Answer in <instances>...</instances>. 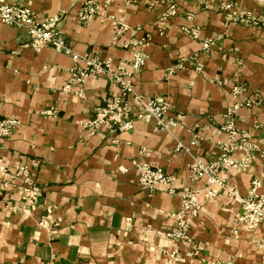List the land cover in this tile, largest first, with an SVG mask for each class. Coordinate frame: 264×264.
I'll use <instances>...</instances> for the list:
<instances>
[{"label":"crops","instance_id":"1","mask_svg":"<svg viewBox=\"0 0 264 264\" xmlns=\"http://www.w3.org/2000/svg\"><path fill=\"white\" fill-rule=\"evenodd\" d=\"M239 6L264 14V4L234 0ZM40 15L66 12L61 36L80 54L98 53L115 67L130 57L124 41L111 43L113 28L95 18L82 23L78 0H27ZM125 10L137 37L149 35L141 49L147 55L143 69L133 77L135 88L147 98H163L170 115L181 120L161 130L154 119L138 118L131 130L100 127L94 133L84 125L94 109L117 89L104 76L92 75L84 96L66 89L72 67L84 66L70 54L50 45L33 49L27 32L0 20V119L21 120L11 136L0 140V162L8 167L30 163L40 187L35 202L27 205L20 180L0 172V264H43L52 256L58 264H165V232L175 222L168 211L182 204V191L154 193L139 186L134 159L160 165L184 188L207 186L206 178L191 180L190 164L196 159L215 162L221 145L232 140L223 125L229 110L245 99L253 106L236 110V125L256 141L264 125V31L254 25L230 23L215 6L199 7L181 0L180 12L161 33L158 25L164 6L147 9L144 2L125 5L114 0L110 10ZM190 16V17H188ZM189 27L195 34H187ZM212 46L203 49V42ZM184 66L169 69L182 59ZM196 63L201 68L197 69ZM242 92L235 95L234 88ZM240 134L235 137L239 141ZM195 140V144L191 142ZM178 143L190 151L176 150ZM144 149L148 155H141ZM233 153L235 159L244 157ZM121 168H128L122 171ZM229 187L247 195L254 178L264 192V159L257 157L243 171L222 173ZM201 210L190 228L191 240L181 244L178 264H213L231 257L236 264H264V224L234 233V215L240 204L223 190L215 200L200 196ZM47 220L41 227L38 221ZM262 242V243H261ZM199 246L200 250L193 247Z\"/></svg>","mask_w":264,"mask_h":264},{"label":"built area","instance_id":"2","mask_svg":"<svg viewBox=\"0 0 264 264\" xmlns=\"http://www.w3.org/2000/svg\"><path fill=\"white\" fill-rule=\"evenodd\" d=\"M114 0H78L79 10L78 18L82 23H89L95 18L101 22H109L113 28L111 43L116 45L119 39L128 31L131 32V37L124 41V47L130 50L131 55L121 64L115 67L111 58L102 59L98 53L95 54H80L73 50L61 36V24L66 19V12H60L53 15H40L33 10L27 0H0V20L4 23L23 28L29 37V46L33 49H39L43 46L50 45L57 51L70 54L72 58L78 62L83 60L84 66L75 64L72 67V79L66 85V89H75V93L79 96H84V84L86 79L92 75L107 77L113 86L117 89L116 92L108 95L104 99V104L96 107L93 112V117L89 122L84 123L91 133H94L102 126L109 128L118 127L123 130H131L134 127V121L138 118L154 119L161 130H170L176 126L180 120V115L170 116L168 112L171 108L170 102L163 98H147L143 93L135 88L133 77L140 72L146 64L147 55L142 46L148 45L151 42L149 35L137 37V32L141 26H132L125 19V10L120 9L118 12L110 10L111 3ZM125 5L144 2L147 9H153L156 6H164L161 16L158 20L161 33L170 25L173 17L180 12L181 0H123ZM199 7L208 9L215 6L225 12V17L228 22L242 24L246 26L254 25L264 31V14L255 15L252 11L246 10L239 6L234 0H195ZM190 17V16H188ZM183 31L187 34H195V31L189 27H184ZM212 40L203 42V49L208 50L212 46ZM185 59L183 58L177 64H174L169 69V73H173L176 67L184 66ZM200 69V63L195 66ZM239 87L234 88L235 95L241 93ZM252 100L246 99L241 103L235 104L228 112L227 119L223 126L230 138L237 135L236 125V110L241 106H250ZM21 120L18 118L7 117L0 119V139L13 135L21 126ZM263 135L259 142L251 144L246 142L248 133H245L243 142L237 145L232 140L221 145L223 153L221 158L215 162H205L202 159L196 158L190 164L191 180L199 181L206 178L207 186L199 189H185L183 193V203L180 209L171 212V215L177 219L178 226L168 234L172 240H185L189 237L188 227L190 217L197 216L200 211L198 197L201 192L206 193L207 197L214 198L219 195V191L223 189L232 197H235L242 203L241 210L237 213L238 223L247 229L256 228L264 223V193H256V188L259 185L258 181L253 182L251 196L248 198L241 197L236 190L229 187L225 176L222 175L228 168H237L239 171L245 169L248 165L249 158L241 160L233 159L231 152L236 148L245 150L254 149L260 150V144L264 145V125L258 124ZM193 140L191 144H195ZM184 149L190 151V146L184 143H179L177 150ZM141 155H148L144 149L140 151ZM261 155L264 157V150ZM133 166L140 170L139 183L140 185L154 192L158 185H161L163 191L169 194H174L177 191L172 186L175 180L174 176L165 172L160 165H155L139 158L133 160ZM37 165L35 160L30 163L15 164L13 167H8L0 162V172L3 175H8L9 180H20L19 190L22 200L27 205L35 202V199L40 192V187L37 185L35 173L32 166ZM170 214V213H169ZM39 226L46 227L47 220L42 219L38 222ZM176 246V243L173 242ZM178 246L170 253L171 256L165 261V264H175L179 253ZM231 260V259H230ZM219 263L222 264V262ZM224 263V261H223ZM45 264H56V261L49 259ZM227 264H233L232 260Z\"/></svg>","mask_w":264,"mask_h":264},{"label":"rangeland","instance_id":"3","mask_svg":"<svg viewBox=\"0 0 264 264\" xmlns=\"http://www.w3.org/2000/svg\"><path fill=\"white\" fill-rule=\"evenodd\" d=\"M253 1H255V2H260V3H263L264 4V0H253ZM247 10V9H246ZM250 11V10H249ZM253 12V11H252ZM254 13V12H253ZM255 14V13H254ZM255 15H260V14H255ZM107 97V96H106ZM105 97V98H106ZM247 99H250V98H247ZM254 99V98H253ZM253 99H250V100H252L251 101V103H252V105H250V106H253V104H255L254 103V100ZM246 100V99H245ZM104 104V103H103ZM102 104V105H103ZM171 105V104H170ZM100 106V105H99ZM98 107V106H97ZM170 110H171V108H170ZM170 110H169V112H168V115H170ZM178 115V114H177ZM177 115H172V116H177ZM171 116V115H170ZM3 119V118H2ZM235 119H237L236 118V115H235ZM225 124V123H224ZM158 125V124H157ZM224 126V125H223ZM103 127V126H102ZM159 127V126H158ZM237 127V126H236ZM115 128H117V129H120V128H118V127H115ZM258 129H260V128H258ZM123 130V129H122ZM237 130H238V128H237ZM261 130V129H260ZM226 131V130H225ZM262 131V130H261ZM245 133H247V132H241V133H239V130H238V133H237V135H235V137H237L238 136V134H240V137H239V141L237 142V141H235V137H234V139H233V143H235V144H237V145H240L242 142H243V138H244V135H245ZM7 137H9V136H7ZM7 137H4V138H7ZM260 137L261 136H259V138L258 139H256V141H253V142H251L250 141V138H251V136L249 135V133H248V136L246 137V142L248 143V142H251V144H255V143H258L259 142V139H260ZM3 139V138H2ZM1 140V139H0ZM179 144V143H178ZM178 146V145H177ZM176 150H177V147H176ZM184 149H179V151H183ZM262 150H264V145L263 144H260V150L259 149H257V150H254V149H250V150H245V149H242V148H236V149H234L232 152H231V157L233 158V159H235L234 157H233V153L234 152H236V151H242L245 155H244V157H241V158H239V160H241V159H243V158H249V160H248V165H247V167L246 168H248V166H249V164L254 160V159H256L257 157H260V158H262V159H264V157L261 155V153H262ZM185 151V150H184ZM235 160H237V159H235ZM132 167H134L137 171H138V183H139V177H140V170H139V168L138 167H136V166H133V163H132ZM230 168H233V167H230ZM230 168H228L227 170H226V172L230 169ZM245 168V169H246ZM128 169V168H127ZM126 168H121V170L124 172V171H126L127 170ZM245 169H243V170H245ZM165 170V169H164ZM236 170L237 171H239L237 168H236ZM243 170H241V171H243ZM254 181H258L259 182V185L257 186V188H256V193H258V194H263L264 192H260L259 191V188H260V186H261V180H260V178H254L253 179V181L252 182H254ZM139 186L141 187V188H143L141 185H140V183H139ZM172 186L175 188V190L177 191V192H181V191H183V190H185V189H199V188H197V187H190V188H184L183 190H178L179 188L174 184V181H173V183H172ZM161 185H158L157 187H156V190L154 191V192H156L157 190H162L161 189ZM252 187H253V183H252ZM252 187H251V189H250V192L247 194V195H243V194H241L236 188H233V187H231V188H233L234 190H236V192L241 196V197H243V198H248V197H250L251 196V190H252ZM143 189H145V188H143ZM145 190H147V189H145ZM221 190H223V189H221ZM220 190V191H221ZM149 191V190H148ZM220 191H219V194H220ZM150 192V191H149ZM154 192H151V193H154ZM176 192V193H177ZM223 192H226V191H224L223 190ZM168 193V192H167ZM227 193V195L228 196H230L229 194H228V192H226ZM200 196H205L207 199H209V200H215L214 198H209V197H207V195H206V193H203V192H201L200 193V195H199V197H198V202H199V204H200V207H201V202H200ZM230 197H232V196H230ZM235 201H237L239 204H240V209L235 213V215H234V222H235V227H234V233L235 234H238L239 233V230L240 229H244V230H247V231H253V230H256V229H258L261 225H263L264 223H262V224H260L258 227H256V228H251V229H247V228H245V227H242L239 223H238V221H237V213L241 210V208H242V203L239 201V200H237L235 197H232ZM182 203H183V194H182ZM181 206H182V204H181ZM180 206V207H181ZM178 209H180V208H178ZM177 209V210H178ZM200 210H201V208H200ZM173 211H176V210H172V211H168V214H169V216L170 217H172L173 219H174V222H175V225H174V227L173 228H171L170 230H168V231H166L165 232V237L167 238V240H168V247L167 248H165V249H163V253L166 255V258L168 259L169 258V256H171L170 255V253L172 252V250L175 248V247H177L178 246V248H179V253H178V259H177V261H176V263L175 264H178L179 262H180V260L182 259V257H183V251H182V249H181V244L182 243H184V242H188V241H190L191 240V236H190V228H191V226H192V220L196 217V216H192V217H190V222H189V227H188V233H189V237L187 238V239H185V240H182V239H175L174 237H173V240H172V238H171V236L169 235L168 236V234H170L172 231H173V229H175L177 226H178V222H177V219L176 218H174L172 215H171V212H173ZM200 212V211H199ZM199 214V213H198ZM198 216V215H197ZM42 220V219H41ZM40 221V220H39ZM38 221V222H39ZM39 225V224H38ZM42 227V226H41ZM173 242L174 243H176V246L173 244ZM262 243V242H261ZM260 246L261 247H264L263 246V244H260ZM193 247L194 248H196V250L197 249H199L200 250V248H199V246L197 247L196 245H193ZM50 259H52V260H54V261H56V264H58L57 263V257H55V256H52ZM232 260V262H233V264H236L235 262H234V259L232 258V256L231 257H227V258H224V259H218V260H216V261H214L213 262V264H220L219 263V260H220V262H222V264H227L228 262H230L231 260ZM49 260V259H48ZM47 260V261H48ZM223 261H224V263H223ZM46 263V261L43 263V264H45Z\"/></svg>","mask_w":264,"mask_h":264}]
</instances>
